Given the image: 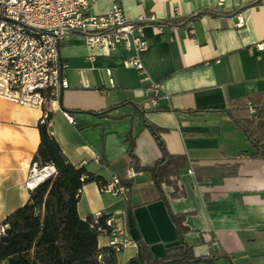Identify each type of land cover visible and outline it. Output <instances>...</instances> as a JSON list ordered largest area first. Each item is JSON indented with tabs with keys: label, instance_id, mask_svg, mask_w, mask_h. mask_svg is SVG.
Here are the masks:
<instances>
[{
	"label": "crops",
	"instance_id": "crops-1",
	"mask_svg": "<svg viewBox=\"0 0 264 264\" xmlns=\"http://www.w3.org/2000/svg\"><path fill=\"white\" fill-rule=\"evenodd\" d=\"M254 1L93 0L90 13L117 2L131 21L155 18L142 27L147 46L137 55L139 68L128 64L132 53L122 44L107 51L80 34L63 38L68 86L46 103L50 134L76 167L105 182L129 180L126 199L90 181L77 202L81 218L99 212L123 229L130 243L115 253L116 264L140 258L141 245L161 257L179 240L169 210L184 214L183 239L194 255L216 257L214 264H264V159L252 155L225 110L236 99L264 100V2ZM197 13L187 27L171 24ZM239 15L243 25L236 27ZM40 116L38 107L0 97V222L28 198L24 180ZM145 121L169 154L183 158L174 184L161 191L148 170L161 151ZM97 243L105 246L103 233Z\"/></svg>",
	"mask_w": 264,
	"mask_h": 264
},
{
	"label": "trees",
	"instance_id": "trees-1",
	"mask_svg": "<svg viewBox=\"0 0 264 264\" xmlns=\"http://www.w3.org/2000/svg\"><path fill=\"white\" fill-rule=\"evenodd\" d=\"M261 2L264 0L252 4ZM199 15L171 24L187 27ZM225 110L252 145V155L264 159V100L255 96L236 99L230 101ZM145 125L161 151L160 157L148 167L155 186L161 191L163 183L174 184L171 177L183 165V158L169 154L158 129L146 121ZM38 130L39 144L33 159L52 163L55 173L30 190L27 200L4 218L7 227L0 235V264H100V253L105 254L104 264H116L115 253L97 243L98 235L106 228L104 218L107 216L101 214L94 222L93 215L81 218L77 212L78 189L90 181H97L99 185L105 181L84 167L73 165L44 124L38 123ZM130 155L131 166L135 169L131 152ZM121 180L129 188V180ZM169 213L180 234L179 240L166 246L161 257H154L146 245H141L140 258L132 257L126 264H214L216 257L194 255L183 239L184 214L170 210Z\"/></svg>",
	"mask_w": 264,
	"mask_h": 264
},
{
	"label": "built area",
	"instance_id": "built-area-1",
	"mask_svg": "<svg viewBox=\"0 0 264 264\" xmlns=\"http://www.w3.org/2000/svg\"><path fill=\"white\" fill-rule=\"evenodd\" d=\"M93 0H0V97L26 106L41 109L39 123L51 133V120L46 103L57 97L60 90L68 86L62 74L59 47L63 38L69 34H80L86 45L98 46L113 51L122 44L132 54L128 64L140 67L137 55L147 46L142 31L145 21L155 18L139 17L129 20L122 6L112 2L101 13H90ZM243 25L242 16L234 23ZM162 30V25H155ZM155 95L160 92L159 84L152 85ZM252 112L253 107L249 104ZM68 121L72 117L64 112ZM55 173L52 163L30 162L24 185L32 190ZM130 169L128 176H134ZM102 191L127 198L129 188L118 176H112L100 185ZM81 188L78 189V193ZM101 214H93L94 222ZM102 233L106 236V246L114 253L130 243L121 227L112 216L104 218ZM7 224L0 222V235ZM102 259V254H98Z\"/></svg>",
	"mask_w": 264,
	"mask_h": 264
},
{
	"label": "rangeland",
	"instance_id": "rangeland-1",
	"mask_svg": "<svg viewBox=\"0 0 264 264\" xmlns=\"http://www.w3.org/2000/svg\"><path fill=\"white\" fill-rule=\"evenodd\" d=\"M2 264H5V263H2Z\"/></svg>",
	"mask_w": 264,
	"mask_h": 264
}]
</instances>
